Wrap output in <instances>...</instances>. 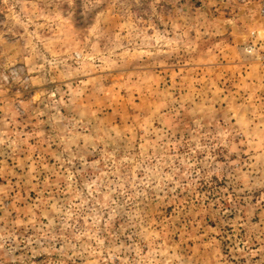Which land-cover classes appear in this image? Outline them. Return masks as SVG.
I'll use <instances>...</instances> for the list:
<instances>
[{
    "label": "rangeland",
    "instance_id": "rangeland-1",
    "mask_svg": "<svg viewBox=\"0 0 264 264\" xmlns=\"http://www.w3.org/2000/svg\"><path fill=\"white\" fill-rule=\"evenodd\" d=\"M0 264H264V0H0Z\"/></svg>",
    "mask_w": 264,
    "mask_h": 264
}]
</instances>
